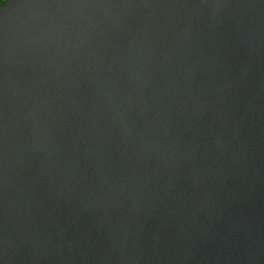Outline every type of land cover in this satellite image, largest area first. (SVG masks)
Wrapping results in <instances>:
<instances>
[{
    "label": "water",
    "instance_id": "water-1",
    "mask_svg": "<svg viewBox=\"0 0 264 264\" xmlns=\"http://www.w3.org/2000/svg\"><path fill=\"white\" fill-rule=\"evenodd\" d=\"M0 264H264V0L3 5Z\"/></svg>",
    "mask_w": 264,
    "mask_h": 264
},
{
    "label": "trees",
    "instance_id": "trees-1",
    "mask_svg": "<svg viewBox=\"0 0 264 264\" xmlns=\"http://www.w3.org/2000/svg\"><path fill=\"white\" fill-rule=\"evenodd\" d=\"M11 0H0V8Z\"/></svg>",
    "mask_w": 264,
    "mask_h": 264
}]
</instances>
